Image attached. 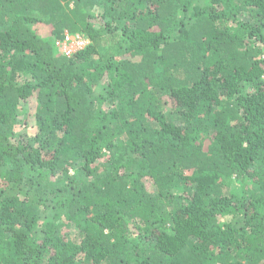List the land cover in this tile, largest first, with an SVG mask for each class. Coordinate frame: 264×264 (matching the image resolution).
<instances>
[{
	"label": "trees",
	"instance_id": "1",
	"mask_svg": "<svg viewBox=\"0 0 264 264\" xmlns=\"http://www.w3.org/2000/svg\"><path fill=\"white\" fill-rule=\"evenodd\" d=\"M0 264H264V0H0Z\"/></svg>",
	"mask_w": 264,
	"mask_h": 264
},
{
	"label": "rangeland",
	"instance_id": "2",
	"mask_svg": "<svg viewBox=\"0 0 264 264\" xmlns=\"http://www.w3.org/2000/svg\"><path fill=\"white\" fill-rule=\"evenodd\" d=\"M92 14L96 15V11H93ZM35 30H37L35 28ZM38 31V30H37ZM39 33L43 34L44 32L42 30L38 31ZM164 100L166 102V108L168 110H171L173 108V103L169 95L164 96ZM35 105V100L34 99H29L27 101H24L21 108H23L24 112L22 113L21 120L22 123L16 127L17 132H23L25 130H28L29 133L35 134L36 128L34 126L33 122V106ZM25 114V115H24ZM24 121H27V125H24ZM29 122V123H28ZM73 174V173H71ZM79 233V229L72 228L71 230V237L75 236Z\"/></svg>",
	"mask_w": 264,
	"mask_h": 264
},
{
	"label": "built area",
	"instance_id": "3",
	"mask_svg": "<svg viewBox=\"0 0 264 264\" xmlns=\"http://www.w3.org/2000/svg\"><path fill=\"white\" fill-rule=\"evenodd\" d=\"M55 44L60 54L70 57L85 49L90 41L80 33L70 34L65 32L63 39L57 40Z\"/></svg>",
	"mask_w": 264,
	"mask_h": 264
},
{
	"label": "clouds",
	"instance_id": "4",
	"mask_svg": "<svg viewBox=\"0 0 264 264\" xmlns=\"http://www.w3.org/2000/svg\"><path fill=\"white\" fill-rule=\"evenodd\" d=\"M84 50V49H83Z\"/></svg>",
	"mask_w": 264,
	"mask_h": 264
}]
</instances>
